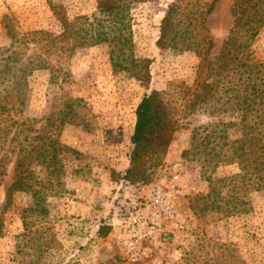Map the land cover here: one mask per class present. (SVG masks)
Returning <instances> with one entry per match:
<instances>
[{"label": "rangeland", "instance_id": "obj_1", "mask_svg": "<svg viewBox=\"0 0 264 264\" xmlns=\"http://www.w3.org/2000/svg\"><path fill=\"white\" fill-rule=\"evenodd\" d=\"M52 1L64 6L70 16L98 14L97 0ZM171 2L152 0L132 11L135 54L153 60L150 84L116 70L106 44L80 48L70 58L54 62L62 68L56 75L57 83H52V72L47 69L28 77L25 102L17 118L40 122L36 132L19 136V143L39 144L40 139L35 138L39 134L57 139L62 148L58 150L60 170L46 190L49 214L37 216L29 211L32 195L23 191L13 192L5 209L8 191L16 181L18 155L10 154L1 168L0 264H132L108 226L118 220L136 190L128 186L118 193L117 182L129 165L137 106L151 90H168L174 82L193 85L201 62L194 52L161 51L157 47L160 22ZM232 4L233 0H220L208 17L207 26L214 38L209 60L220 55L233 27ZM10 28L18 38L34 30L61 31L48 0H0L1 93L14 76L5 70L6 64L13 65V54L17 53L16 65L20 67L34 52L33 46L11 47ZM254 48L256 56L264 61V31ZM70 110L75 121L62 123L65 111ZM210 121L200 111L182 119L161 165L146 185L164 184L175 192L179 204L160 235L163 254L159 264H264V191L251 194L250 214L229 213L226 203L217 210L218 202L209 196L211 188L206 178L226 176L236 168L214 171L184 156L192 130ZM12 137L13 133L0 145V161L12 146L17 148ZM229 195L226 188L223 196ZM205 203L207 210L203 209ZM26 226L39 231L37 250L31 248L35 241ZM33 260L36 262L31 263Z\"/></svg>", "mask_w": 264, "mask_h": 264}, {"label": "trees", "instance_id": "obj_2", "mask_svg": "<svg viewBox=\"0 0 264 264\" xmlns=\"http://www.w3.org/2000/svg\"><path fill=\"white\" fill-rule=\"evenodd\" d=\"M149 1L152 0H97L98 14L70 16L64 6L48 0L61 26L59 33L34 30L18 38L10 28L11 47L33 46L34 52L20 67L16 65L17 53L13 54L10 59L13 65L6 64L5 70L14 76L5 91L0 92V145L12 133L11 142H17V148L12 146L2 157L0 170L10 154L18 155L16 181L8 191L5 209L11 203L13 192L23 191L33 198L29 211L47 216L46 190L53 185L60 170L58 150L62 148L57 139L39 134L35 137L40 139L39 144L19 143V136L36 132L40 122L17 118L25 102L28 77L37 70L47 69L52 72V83H57L56 75L62 68L54 62L70 58L80 48L106 44L116 70L150 84L153 60L136 56L131 25L133 8ZM219 1L172 0L169 4L160 22L157 47L161 51L194 52L201 59L197 79L193 85L174 82L168 90H151L143 96L135 112L129 165L117 185H148L181 120L200 111L211 121L192 130L190 147L184 156L197 159L214 171L234 166L236 170L229 175L206 178L211 188L209 196L213 195L218 202L217 210L227 204L229 213L250 214L253 211L251 194L264 191V61L256 56L254 48L264 31V0H233V27L220 55L212 61L209 56L214 38L207 20ZM75 119L71 110L65 111L62 123H72ZM226 188L230 195L224 197ZM208 208L205 203L203 209ZM1 227L0 223V233ZM26 227L32 231L31 238L35 241L31 248L37 250L39 231ZM108 227L111 233V226ZM102 231L101 228L100 235Z\"/></svg>", "mask_w": 264, "mask_h": 264}, {"label": "built area", "instance_id": "obj_3", "mask_svg": "<svg viewBox=\"0 0 264 264\" xmlns=\"http://www.w3.org/2000/svg\"><path fill=\"white\" fill-rule=\"evenodd\" d=\"M128 186L134 189L125 184L119 187L118 193ZM135 189L120 211L118 220L110 223L111 235L129 263L159 264L163 254L160 235L179 205L177 197L174 191L161 183Z\"/></svg>", "mask_w": 264, "mask_h": 264}]
</instances>
